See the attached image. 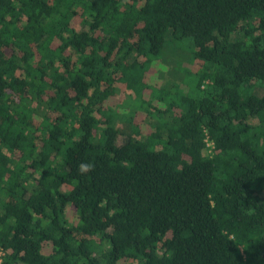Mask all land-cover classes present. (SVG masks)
I'll return each mask as SVG.
<instances>
[{"label":"trees","instance_id":"obj_1","mask_svg":"<svg viewBox=\"0 0 264 264\" xmlns=\"http://www.w3.org/2000/svg\"><path fill=\"white\" fill-rule=\"evenodd\" d=\"M263 88L264 0H0L3 264H264Z\"/></svg>","mask_w":264,"mask_h":264},{"label":"rangeland","instance_id":"obj_2","mask_svg":"<svg viewBox=\"0 0 264 264\" xmlns=\"http://www.w3.org/2000/svg\"><path fill=\"white\" fill-rule=\"evenodd\" d=\"M191 49L188 41H173L172 44L165 47L164 52L161 57H165V60L161 65V68L165 71V75L170 78L165 86L166 92H171L173 95H192L196 97L199 94V91L195 88L196 83V72L199 69V64H194L191 61ZM181 63V64H179ZM182 72L185 79L183 82L178 80V72ZM193 73V74H192ZM157 89V87L155 88ZM158 93L159 90L157 89ZM264 93V88L258 91V94ZM170 97V96H169ZM118 128H121V122L118 124ZM127 137L123 134L119 135L117 138L118 145H122L126 141Z\"/></svg>","mask_w":264,"mask_h":264},{"label":"built area","instance_id":"obj_3","mask_svg":"<svg viewBox=\"0 0 264 264\" xmlns=\"http://www.w3.org/2000/svg\"><path fill=\"white\" fill-rule=\"evenodd\" d=\"M5 250L4 248L0 245V264H3L4 259H5Z\"/></svg>","mask_w":264,"mask_h":264}]
</instances>
